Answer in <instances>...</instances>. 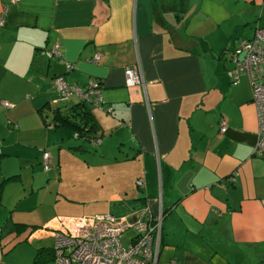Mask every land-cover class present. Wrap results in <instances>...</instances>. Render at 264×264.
<instances>
[{
    "label": "crops",
    "instance_id": "0c3cea01",
    "mask_svg": "<svg viewBox=\"0 0 264 264\" xmlns=\"http://www.w3.org/2000/svg\"><path fill=\"white\" fill-rule=\"evenodd\" d=\"M4 10L0 209L9 208L19 167L35 166L21 152L43 154V137L47 144L59 140L61 132L53 131L62 128L52 127L56 119L48 109L59 98L55 79L79 87L101 82L106 105L89 109L104 136L116 132L100 145L102 158L112 149L115 158L87 192L102 201L76 214L135 221L144 211L156 217L164 209L158 264H264V157L254 153L256 110L248 79L232 85L234 64L223 58L224 50L253 38L257 23L264 27V0H0V15ZM55 46L61 59L43 55ZM96 54L103 55L99 64L91 61ZM138 65L145 89L127 88L125 70ZM11 158L22 161L10 167ZM13 220L15 232L28 226Z\"/></svg>",
    "mask_w": 264,
    "mask_h": 264
},
{
    "label": "built area",
    "instance_id": "2783aa9c",
    "mask_svg": "<svg viewBox=\"0 0 264 264\" xmlns=\"http://www.w3.org/2000/svg\"><path fill=\"white\" fill-rule=\"evenodd\" d=\"M19 1L12 0L13 3ZM5 14L6 11L0 15V27L5 25ZM256 25L253 38L240 41L233 50L227 48L223 57L235 64L233 73L237 81L243 75L250 80L258 122V143L254 153L264 157V27L260 23ZM43 55L49 59H61L62 51L59 46H55L51 50H45ZM102 58V54H96L91 61L99 64ZM74 68L75 66L68 65L69 71ZM54 82L59 98L52 103V110L62 104H69L74 98L103 109L105 102L100 82H92L86 87L69 84L62 77H57ZM125 84L127 88L141 86L145 89L146 82L140 65L134 69L126 68ZM3 105L8 109L13 108L9 103ZM227 128L224 120L222 134ZM51 161V153L44 152L43 166L46 172L53 169ZM138 185L144 186L145 182L140 180ZM143 216V219L136 221L116 219L110 214L81 218L57 217L49 227H56L55 259L60 264H158L164 209L156 217L149 211H144ZM125 234H128V240L124 239Z\"/></svg>",
    "mask_w": 264,
    "mask_h": 264
},
{
    "label": "rangeland",
    "instance_id": "374dc122",
    "mask_svg": "<svg viewBox=\"0 0 264 264\" xmlns=\"http://www.w3.org/2000/svg\"><path fill=\"white\" fill-rule=\"evenodd\" d=\"M46 119L51 122V116ZM52 127L55 128L53 125ZM53 132H61L56 144L54 141L47 144L46 137H43L39 146L53 154L52 163L55 168L51 173L45 172L43 162L39 164L43 154L37 148H34L35 151L27 149L21 152L24 158H34L35 166L23 169L19 167L20 180L13 182V187L9 188V208L0 209V264H60L57 259L37 261L40 252H53L55 249L56 227L43 230L44 225L55 216L82 217L84 214L76 213L90 203L103 199L102 195L87 192L92 187L91 182L100 176L101 168H111L113 157L115 158L112 144V150L106 151L102 158L100 145L76 140L69 128ZM112 133L113 130L107 131L104 139L115 138L116 132L114 135ZM3 143V137L0 136V154L5 149ZM3 159L5 161L8 158ZM15 160L22 161L18 158ZM15 160L11 158L8 165H16ZM14 192L16 199L11 195ZM13 216H17V220L26 221L28 226L25 231H14L16 222L14 223ZM123 237L128 240V234Z\"/></svg>",
    "mask_w": 264,
    "mask_h": 264
},
{
    "label": "trees",
    "instance_id": "16d2710c",
    "mask_svg": "<svg viewBox=\"0 0 264 264\" xmlns=\"http://www.w3.org/2000/svg\"><path fill=\"white\" fill-rule=\"evenodd\" d=\"M4 11H6V10H4ZM2 14L3 13H1V15ZM235 68H236V66L234 64V68L231 72V82H232V85L237 86L242 82L243 78L248 79V77L243 75L237 81L235 79L234 73H233ZM248 81L250 83L249 79H248ZM250 87H251V92H252V104L254 105V94H253V88H252L251 83H250ZM48 109L51 110V112L54 114L55 119H56L55 123H53L51 125H53L54 127H58V128H69L72 131L73 136L76 138V140L94 142L97 145H101L104 135L102 133L101 126L97 122V119L93 115L92 111L89 109L88 104L78 101L74 105L66 104V106L57 107L53 110L50 106ZM255 110H256V108H255ZM256 116H257V112H256ZM225 119L226 118H222L220 120V132L222 129V122ZM49 126H50V124H49ZM227 130H228V128H227ZM227 130H226V132H227ZM226 132H224L223 134H225ZM81 146H82V144H81ZM42 162H43V160H42ZM54 168L55 167H53V169ZM140 180L144 181L143 178H140ZM140 180H138V181H140ZM138 181H137V186L139 188H143L145 185L140 187L138 185ZM164 216H165V214H164ZM82 217H87V216H82ZM79 218H81V217H79ZM16 231L17 232L25 231V226L24 225L20 226V229H17ZM48 259H52V260L55 259L54 251L53 252H50V251L40 252V254L37 257V261H44V260H48Z\"/></svg>",
    "mask_w": 264,
    "mask_h": 264
}]
</instances>
